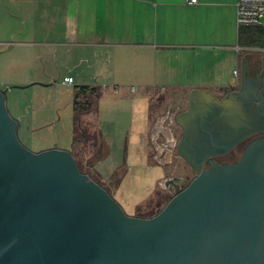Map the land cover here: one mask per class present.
<instances>
[{
	"label": "water",
	"instance_id": "water-1",
	"mask_svg": "<svg viewBox=\"0 0 264 264\" xmlns=\"http://www.w3.org/2000/svg\"><path fill=\"white\" fill-rule=\"evenodd\" d=\"M253 76L228 94L249 96ZM7 90L0 89V264H264L263 139L234 164L213 163L156 215L136 217L82 173L69 150L26 148Z\"/></svg>",
	"mask_w": 264,
	"mask_h": 264
},
{
	"label": "crops",
	"instance_id": "crops-1",
	"mask_svg": "<svg viewBox=\"0 0 264 264\" xmlns=\"http://www.w3.org/2000/svg\"><path fill=\"white\" fill-rule=\"evenodd\" d=\"M237 1L0 0V19L6 9H17L24 30L12 32L21 36V58L64 61L70 66L65 76L74 82L103 78L115 82L116 94L130 92L127 82H134L147 96L155 88L164 97L193 89L223 96L241 91V77L264 64V38L255 44L242 40ZM10 48L7 53L16 57ZM27 76L24 82L35 78ZM145 120L149 129L153 119Z\"/></svg>",
	"mask_w": 264,
	"mask_h": 264
},
{
	"label": "rangeland",
	"instance_id": "rangeland-1",
	"mask_svg": "<svg viewBox=\"0 0 264 264\" xmlns=\"http://www.w3.org/2000/svg\"><path fill=\"white\" fill-rule=\"evenodd\" d=\"M5 13L0 19V41L13 46L0 44V89L8 88L6 107L18 122L20 142L33 152L69 150L80 168L109 188L125 213L145 215L154 206L156 194L162 192L158 182L167 171L152 159L145 120L147 116L154 120L161 112L164 91L155 88L147 96L136 91L137 84L127 82L131 91L122 89L116 94L115 82L103 78L63 83L70 67L64 61L52 64L50 59L21 58L17 47L21 36L12 32H23L21 14L12 8ZM259 47L264 48V43ZM9 48L18 52L16 57L7 53ZM31 73L34 80L24 82ZM121 167L126 173L117 180Z\"/></svg>",
	"mask_w": 264,
	"mask_h": 264
},
{
	"label": "flooded vegetation",
	"instance_id": "flooded-vegetation-1",
	"mask_svg": "<svg viewBox=\"0 0 264 264\" xmlns=\"http://www.w3.org/2000/svg\"><path fill=\"white\" fill-rule=\"evenodd\" d=\"M252 79L255 83H248L252 88L246 98L193 91L162 96L161 112L148 129L152 159L167 170L158 182L162 192L156 194L154 206L145 215L131 216L156 215L213 163L234 164L253 142L264 140V64H258ZM106 150L103 147L102 153ZM125 173L121 167L115 179ZM97 183L111 195L108 187Z\"/></svg>",
	"mask_w": 264,
	"mask_h": 264
},
{
	"label": "built area",
	"instance_id": "built-area-1",
	"mask_svg": "<svg viewBox=\"0 0 264 264\" xmlns=\"http://www.w3.org/2000/svg\"><path fill=\"white\" fill-rule=\"evenodd\" d=\"M186 3L195 5L198 0H186ZM236 24L238 29L241 27L264 29V0H238L236 3ZM73 82L72 76H65L63 79V83L72 84Z\"/></svg>",
	"mask_w": 264,
	"mask_h": 264
},
{
	"label": "trees",
	"instance_id": "trees-1",
	"mask_svg": "<svg viewBox=\"0 0 264 264\" xmlns=\"http://www.w3.org/2000/svg\"><path fill=\"white\" fill-rule=\"evenodd\" d=\"M240 35L242 36V40L244 43L255 44V43L259 42L262 38H264V29L261 27H241L240 28ZM85 87H87V86H81V88H85ZM79 168H80V166H79ZM80 170L82 172H85L81 168H80Z\"/></svg>",
	"mask_w": 264,
	"mask_h": 264
}]
</instances>
